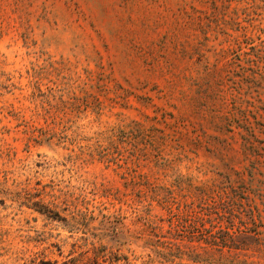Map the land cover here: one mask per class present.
Listing matches in <instances>:
<instances>
[{
  "label": "rangeland",
  "instance_id": "374dc122",
  "mask_svg": "<svg viewBox=\"0 0 264 264\" xmlns=\"http://www.w3.org/2000/svg\"><path fill=\"white\" fill-rule=\"evenodd\" d=\"M94 261L264 264V0H0V264Z\"/></svg>",
  "mask_w": 264,
  "mask_h": 264
},
{
  "label": "trees",
  "instance_id": "16d2710c",
  "mask_svg": "<svg viewBox=\"0 0 264 264\" xmlns=\"http://www.w3.org/2000/svg\"><path fill=\"white\" fill-rule=\"evenodd\" d=\"M179 222H180V220L177 219L176 220V226H178ZM216 245H219V247H225V246L228 247V248L231 247L230 245H227L226 243H224V244H216ZM115 260H117V258H115ZM88 264H98V263L96 261H94V262L88 263ZM109 264H112V263H109Z\"/></svg>",
  "mask_w": 264,
  "mask_h": 264
}]
</instances>
